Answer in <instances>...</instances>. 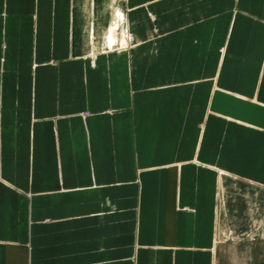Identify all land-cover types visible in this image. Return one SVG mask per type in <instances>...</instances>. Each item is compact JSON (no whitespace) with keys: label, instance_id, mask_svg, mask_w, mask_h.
Here are the masks:
<instances>
[{"label":"crops","instance_id":"1","mask_svg":"<svg viewBox=\"0 0 264 264\" xmlns=\"http://www.w3.org/2000/svg\"><path fill=\"white\" fill-rule=\"evenodd\" d=\"M0 264H264V0H0Z\"/></svg>","mask_w":264,"mask_h":264}]
</instances>
